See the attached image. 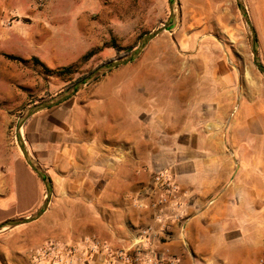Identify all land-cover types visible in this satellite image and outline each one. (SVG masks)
Returning a JSON list of instances; mask_svg holds the SVG:
<instances>
[{
  "label": "crops",
  "instance_id": "crops-1",
  "mask_svg": "<svg viewBox=\"0 0 264 264\" xmlns=\"http://www.w3.org/2000/svg\"><path fill=\"white\" fill-rule=\"evenodd\" d=\"M218 85L222 96L183 103L170 98L168 107L158 99L147 103L84 87L31 116L23 140L48 176L52 196L41 218L0 234V264H35L33 251L47 242L76 248V264H109L87 254L92 241L111 249L138 245L178 264H260L264 82L252 96L235 100L225 98L224 82ZM159 170L178 187L161 222L147 192ZM8 173L10 191L0 198V211L10 217L32 211L40 196L38 176L18 157ZM176 201L181 221L172 218ZM148 227L156 237L138 244V232Z\"/></svg>",
  "mask_w": 264,
  "mask_h": 264
},
{
  "label": "rangeland",
  "instance_id": "rangeland-1",
  "mask_svg": "<svg viewBox=\"0 0 264 264\" xmlns=\"http://www.w3.org/2000/svg\"><path fill=\"white\" fill-rule=\"evenodd\" d=\"M241 1L264 65V0ZM177 3V24L171 33L159 34L134 61L98 76L86 90L141 96L147 103L158 99L167 107L170 98L183 103L190 97L222 96L219 81L226 87V99L252 96L264 77L254 64L251 37L236 0ZM169 16L167 0H0V198L10 191L6 178L15 159L26 164L16 140V127L25 111L59 95L72 86L69 83L102 64L129 54ZM89 52L93 54L84 58ZM67 67H71L69 73L61 72ZM228 105L231 115L234 104ZM179 107L186 112L185 105ZM202 108L196 104L195 112ZM20 133L23 137L22 129ZM38 182L37 206L21 216L0 211V224L39 210L46 189L39 178Z\"/></svg>",
  "mask_w": 264,
  "mask_h": 264
},
{
  "label": "water",
  "instance_id": "water-1",
  "mask_svg": "<svg viewBox=\"0 0 264 264\" xmlns=\"http://www.w3.org/2000/svg\"><path fill=\"white\" fill-rule=\"evenodd\" d=\"M169 8H170V16L168 20L163 23L159 28L156 30L150 32L149 34L143 36V38L140 40L138 46L131 51L129 54L125 55L122 58H119L117 60L109 61L107 63L102 64L101 66L97 67L93 72L88 74L86 77L82 78L78 82H76L71 87L67 88L65 91L61 92L59 95L47 100L43 101L41 103L35 104L32 107L28 108L24 115L20 118L18 121L17 127H16V140L19 147V150L23 156L24 161L28 165V167L38 176V178L43 182L45 189H46V198L42 206L39 208L37 212H35L30 217L25 218H18V219H9L0 224V233L14 229L16 227L27 225L32 222H35L39 218L42 217V215L46 212V209L50 203V199L52 196V185L50 183V180L48 176L45 174V172L35 163V161L31 158L29 155L25 142L23 140L22 134L20 133L21 129L23 128L25 122L33 116L35 113L40 112L42 110H45L47 108H50L52 106H55L64 100L68 99L69 97L76 94L79 90L86 87L91 81L96 79L98 76L104 74L110 69L116 68L120 65L129 63L134 61L140 53L147 47V45L159 34L163 32H172L175 24H177L176 19V7L178 5L177 0H167ZM238 9L240 11V15L242 19H244V22L248 28L250 37H251V43H252V54L254 57V64L258 70V72L264 77V65L260 62L258 58V49H257V37L254 31V28L250 22L247 10L245 6L243 5L241 0H236Z\"/></svg>",
  "mask_w": 264,
  "mask_h": 264
},
{
  "label": "built area",
  "instance_id": "built-area-1",
  "mask_svg": "<svg viewBox=\"0 0 264 264\" xmlns=\"http://www.w3.org/2000/svg\"><path fill=\"white\" fill-rule=\"evenodd\" d=\"M147 192L154 197V199L151 197L152 200L150 201V206L156 211L154 218L161 222L165 208L171 200L176 199L178 187L167 171L159 170L152 174ZM143 206V204H139V207ZM172 207H174L172 218L181 221L180 203L176 201ZM154 237H156V234L151 228L142 229L137 234V243L140 244ZM77 251L76 248L66 247L55 242H47L33 253V260L35 264H76ZM86 252L88 255L98 254L105 257L109 264L113 262H120V264H178L173 258L149 256L138 245L135 248L111 249L106 245L92 241L88 244ZM260 264H264V259L260 260Z\"/></svg>",
  "mask_w": 264,
  "mask_h": 264
},
{
  "label": "trees",
  "instance_id": "trees-1",
  "mask_svg": "<svg viewBox=\"0 0 264 264\" xmlns=\"http://www.w3.org/2000/svg\"><path fill=\"white\" fill-rule=\"evenodd\" d=\"M116 51L118 52V55H119V56L124 55V54H120L119 50H116ZM127 52H128V51L123 52V53L126 54ZM92 54H93V52H89L88 54H86V55L84 56V58H87V57H89V56L92 55ZM35 61H36V63H38L39 65H41L42 68H44L45 70H47V68H46L43 64H41L37 59H35ZM70 70H71V67H67V68H63V69L61 70V72H64V73L67 72V73H69ZM48 71H50V70H48ZM80 79H82V78H78V79H76L75 81L69 83L68 87L71 86V85H74V84H75L76 82H78Z\"/></svg>",
  "mask_w": 264,
  "mask_h": 264
}]
</instances>
